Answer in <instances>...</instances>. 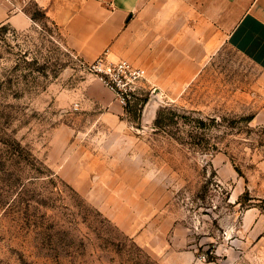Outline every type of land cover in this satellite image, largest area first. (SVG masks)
Returning <instances> with one entry per match:
<instances>
[{
	"label": "rangeland",
	"instance_id": "374dc122",
	"mask_svg": "<svg viewBox=\"0 0 264 264\" xmlns=\"http://www.w3.org/2000/svg\"><path fill=\"white\" fill-rule=\"evenodd\" d=\"M14 1L34 18L0 26V264H264V69L198 36L123 106Z\"/></svg>",
	"mask_w": 264,
	"mask_h": 264
},
{
	"label": "crops",
	"instance_id": "0c3cea01",
	"mask_svg": "<svg viewBox=\"0 0 264 264\" xmlns=\"http://www.w3.org/2000/svg\"><path fill=\"white\" fill-rule=\"evenodd\" d=\"M34 1L87 62L109 49L111 57L153 73L168 59L196 61L198 36L204 35L207 43H227L264 69V0ZM31 20L14 0H0V26L24 28Z\"/></svg>",
	"mask_w": 264,
	"mask_h": 264
},
{
	"label": "built area",
	"instance_id": "2783aa9c",
	"mask_svg": "<svg viewBox=\"0 0 264 264\" xmlns=\"http://www.w3.org/2000/svg\"><path fill=\"white\" fill-rule=\"evenodd\" d=\"M109 52L106 49L85 66L115 95L121 105L127 106L137 98L141 83L146 78V68L126 58L111 57Z\"/></svg>",
	"mask_w": 264,
	"mask_h": 264
},
{
	"label": "water",
	"instance_id": "95a60500",
	"mask_svg": "<svg viewBox=\"0 0 264 264\" xmlns=\"http://www.w3.org/2000/svg\"><path fill=\"white\" fill-rule=\"evenodd\" d=\"M158 90V91H157ZM157 91V92H162L161 90H159V88H155L154 89V92ZM156 107V102L153 101V100H150L147 104V109H146V115L149 116L151 115V113L153 112V110L155 109Z\"/></svg>",
	"mask_w": 264,
	"mask_h": 264
},
{
	"label": "trees",
	"instance_id": "16d2710c",
	"mask_svg": "<svg viewBox=\"0 0 264 264\" xmlns=\"http://www.w3.org/2000/svg\"><path fill=\"white\" fill-rule=\"evenodd\" d=\"M32 18H34L33 15H32ZM160 116H161V111L158 113V118L156 120L158 124L160 123V120H159L160 119Z\"/></svg>",
	"mask_w": 264,
	"mask_h": 264
}]
</instances>
